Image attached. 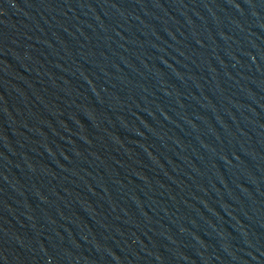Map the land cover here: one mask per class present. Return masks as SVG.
I'll return each mask as SVG.
<instances>
[{
    "label": "water",
    "instance_id": "95a60500",
    "mask_svg": "<svg viewBox=\"0 0 264 264\" xmlns=\"http://www.w3.org/2000/svg\"><path fill=\"white\" fill-rule=\"evenodd\" d=\"M0 264H264V0H0Z\"/></svg>",
    "mask_w": 264,
    "mask_h": 264
}]
</instances>
